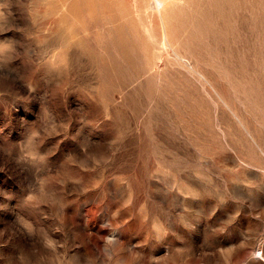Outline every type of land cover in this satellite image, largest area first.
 Listing matches in <instances>:
<instances>
[{"label":"rangeland","instance_id":"1","mask_svg":"<svg viewBox=\"0 0 264 264\" xmlns=\"http://www.w3.org/2000/svg\"><path fill=\"white\" fill-rule=\"evenodd\" d=\"M0 264H264V0H0Z\"/></svg>","mask_w":264,"mask_h":264}]
</instances>
